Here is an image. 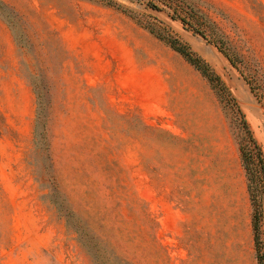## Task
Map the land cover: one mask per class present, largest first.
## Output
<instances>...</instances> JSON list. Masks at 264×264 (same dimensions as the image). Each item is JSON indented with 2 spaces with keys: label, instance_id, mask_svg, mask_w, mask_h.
<instances>
[{
  "label": "rangeland",
  "instance_id": "rangeland-1",
  "mask_svg": "<svg viewBox=\"0 0 264 264\" xmlns=\"http://www.w3.org/2000/svg\"><path fill=\"white\" fill-rule=\"evenodd\" d=\"M1 1L0 264H264V0Z\"/></svg>",
  "mask_w": 264,
  "mask_h": 264
},
{
  "label": "trees",
  "instance_id": "trees-1",
  "mask_svg": "<svg viewBox=\"0 0 264 264\" xmlns=\"http://www.w3.org/2000/svg\"><path fill=\"white\" fill-rule=\"evenodd\" d=\"M181 1L185 3L184 0H181ZM183 14H184L183 18L181 17L180 19L183 25L188 26L189 28L193 29L196 34L201 35L205 39H208L209 42L217 46L219 50L223 52V54L234 65V60L232 58V55H230L228 49L226 48L227 42H226L225 36L219 30V28L215 25V23L190 4L186 6V11H184ZM0 16L3 19H5V21L8 24H10L9 19H11L13 16V11H11L1 0H0ZM149 33L154 35L160 41H163L166 44H168L169 47L173 51L180 54L189 64L194 66L203 75L214 76V78L219 80V77H216L215 75L211 74L209 72L207 65H205L200 58L195 57L187 46L179 43L175 39L167 38L164 35H160L159 33H156V31H154L153 29H149ZM209 80H210V77H209ZM37 98L38 99H37V110H36V126H35V131H34V138L36 139V137L38 136L37 130H38L39 124H41L42 132L40 133V135L42 137L43 150L45 152L46 158L49 159L50 158L49 144H48V121H49L48 103L49 102L48 100L44 101L43 96L40 95L39 93L37 95ZM243 124L247 130L249 141L254 146H256L255 148L258 150V156H261L259 148L257 147V145H255L256 143L254 139L252 138L251 133L249 132V128L247 124L244 121H243ZM241 153H242L244 160H246L243 150H241ZM73 226L74 225H71V228H73V231L78 232L77 229H74ZM97 244L98 242H95L93 246H97ZM94 254H95V259H94L95 264H129L117 256L110 255L107 259H105V257H102V259H97L100 257V255L98 253H94Z\"/></svg>",
  "mask_w": 264,
  "mask_h": 264
},
{
  "label": "bare ground",
  "instance_id": "bare-ground-1",
  "mask_svg": "<svg viewBox=\"0 0 264 264\" xmlns=\"http://www.w3.org/2000/svg\"><path fill=\"white\" fill-rule=\"evenodd\" d=\"M222 59V58H221ZM215 60V59H214ZM237 78V77H236Z\"/></svg>",
  "mask_w": 264,
  "mask_h": 264
}]
</instances>
